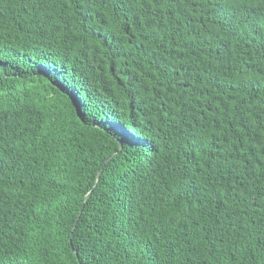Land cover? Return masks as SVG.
Returning a JSON list of instances; mask_svg holds the SVG:
<instances>
[{
    "label": "trees",
    "instance_id": "trees-1",
    "mask_svg": "<svg viewBox=\"0 0 264 264\" xmlns=\"http://www.w3.org/2000/svg\"><path fill=\"white\" fill-rule=\"evenodd\" d=\"M252 5L0 2V264H96L75 221L103 231L110 264H130L144 217L159 228L189 213L195 238L173 264H252L248 233L264 227V2ZM193 136L203 207L183 170ZM241 190L247 203L219 206Z\"/></svg>",
    "mask_w": 264,
    "mask_h": 264
},
{
    "label": "snow or ice",
    "instance_id": "snow-or-ice-1",
    "mask_svg": "<svg viewBox=\"0 0 264 264\" xmlns=\"http://www.w3.org/2000/svg\"><path fill=\"white\" fill-rule=\"evenodd\" d=\"M2 2V0H0ZM35 2V0H34ZM74 0H43L45 7H47L48 3H61L64 7H68L72 4ZM89 4L95 2V0H87ZM105 6L107 7V0H104ZM149 4L157 5L161 3V0H147ZM206 3H209L211 6H215L216 4L225 5L230 4L233 6V10L235 11L236 6L243 5L245 3L248 6L252 5V0H205ZM264 2V0H261ZM99 10V9H98ZM155 19V17H152ZM226 27V25H225ZM223 39L227 40L228 37L225 35ZM261 47H264V41L261 43ZM230 71H236L235 68ZM245 77L239 76V72L236 71V83L237 87L241 86V81H243ZM85 122H87V118H84ZM113 131L116 136L124 137L125 139H129L126 132L118 127H113ZM115 138V136L113 137ZM124 141H120V150H123ZM139 143V141H137ZM197 148H202V141L199 137L193 136L192 143L185 147L184 155L186 157V166L183 169L186 173H189V179L193 183L195 188V196L194 202L200 204L203 207V198L199 195L200 189L196 187L198 182L207 184V179L201 180L196 175V168L191 167L193 163L196 166L200 165V158L197 157ZM148 151H154L152 146H148ZM119 155V152H114L111 154L112 159L115 160ZM111 163V161H108ZM117 164L120 161L116 162ZM116 167V164L113 165V168ZM103 171V169H101ZM111 172V169H110ZM123 172L119 173L118 176L113 178V182L117 185L120 183L121 177H123ZM95 189L92 190L94 193ZM251 192H247L245 194L244 190H241L239 193H225L222 198L217 197L220 200V207L228 208V200L232 199L234 201H239L241 203H247V197L251 196ZM92 193L89 194V198H91ZM211 193H206V196H211ZM106 211V209H105ZM193 211H196L193 208ZM103 215V214H102ZM191 213H189L188 219L176 220L175 217L169 220V226L161 225L159 228L157 225L152 224L150 222L149 217H144L143 224H137L134 228V231H137V236L134 238L136 243L134 245H130L127 247L126 251L128 253L126 259L130 261V264H139L141 260H147V264H173V261L177 259V251L181 248L183 244L187 242L188 238H195L188 232L186 225L191 221ZM247 215V213H244ZM160 217H157V222H159ZM261 222L264 223V217H261ZM3 220V215L0 214V222ZM97 223H102V220H98ZM75 227L71 229L72 235L77 236L78 239L81 240L83 245H86L90 249H94L92 251V257L96 261V264H110V261L107 258V253H109L111 249L110 241H107L103 235V231L99 229H90L89 232L85 233L84 228L81 227L79 221L74 222ZM185 225L183 231H181V225ZM171 228V230H170ZM112 233H109L111 236ZM249 259L252 264H264V227L260 228L257 232H249ZM121 243L123 240L121 239ZM7 241L3 239V227L2 223H0V258L3 257V249ZM100 245V247H96ZM143 245V246H142ZM145 248L151 250V257L148 258V253L145 251ZM75 254L79 255V250H74ZM137 253H140L137 256ZM235 259V257H233Z\"/></svg>",
    "mask_w": 264,
    "mask_h": 264
}]
</instances>
